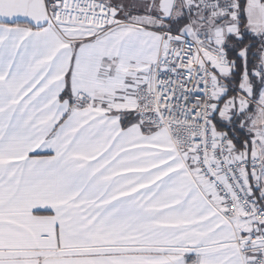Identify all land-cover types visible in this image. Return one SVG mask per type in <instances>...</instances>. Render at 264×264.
Here are the masks:
<instances>
[{
    "label": "snow or ice",
    "instance_id": "1",
    "mask_svg": "<svg viewBox=\"0 0 264 264\" xmlns=\"http://www.w3.org/2000/svg\"><path fill=\"white\" fill-rule=\"evenodd\" d=\"M0 264H264V0H0Z\"/></svg>",
    "mask_w": 264,
    "mask_h": 264
}]
</instances>
